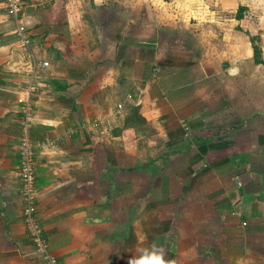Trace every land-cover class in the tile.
<instances>
[{"label":"crops","instance_id":"0c3cea01","mask_svg":"<svg viewBox=\"0 0 264 264\" xmlns=\"http://www.w3.org/2000/svg\"><path fill=\"white\" fill-rule=\"evenodd\" d=\"M22 1L25 48L0 0V264H44L18 174L28 81L38 217L62 264L146 251L264 264V69L251 40L264 0Z\"/></svg>","mask_w":264,"mask_h":264},{"label":"built area","instance_id":"2783aa9c","mask_svg":"<svg viewBox=\"0 0 264 264\" xmlns=\"http://www.w3.org/2000/svg\"><path fill=\"white\" fill-rule=\"evenodd\" d=\"M10 15L16 22V38L21 47H28L30 44V32L23 13L24 3L22 0H5ZM42 66H48V61H43ZM36 89L33 81H28L23 88L22 96L18 97L21 112L23 131L18 143L20 178V195L22 198V218L26 226L27 233L32 242L34 250L40 256L44 264H62L59 257L52 252L47 237L44 234L43 226L38 217L37 187H36V148L38 144L34 142L29 133L30 123L33 120V101L32 95ZM121 104H119V107ZM84 125L77 121L66 128L64 134L49 142L54 144L63 139L65 135L72 134Z\"/></svg>","mask_w":264,"mask_h":264},{"label":"rangeland","instance_id":"374dc122","mask_svg":"<svg viewBox=\"0 0 264 264\" xmlns=\"http://www.w3.org/2000/svg\"><path fill=\"white\" fill-rule=\"evenodd\" d=\"M224 22H226L227 24H222L221 25V29L220 31L218 30V33H220V37L223 38L224 35H231V33L229 32V28H230V25H228V23L230 22V20L228 19H225L223 20ZM223 23V22H222ZM264 32V26H263V29L261 30ZM227 36V37H228ZM253 42L255 43V45L259 48L260 52H262L264 54V35L261 36V34H256L254 36V39H253ZM209 46V44L207 45ZM221 48H223L225 46V44H220ZM212 81V80H211ZM210 81V83H211ZM225 83V82H224ZM242 88V87H241ZM251 90V89H250ZM242 95V94H241ZM245 98L244 99H247V100H250V101H253V100H258L259 98L256 97V95L254 93H248V94H245L244 95ZM239 98V97H238ZM258 98V99H257ZM224 100H225V96H224Z\"/></svg>","mask_w":264,"mask_h":264},{"label":"clouds","instance_id":"9594fccd","mask_svg":"<svg viewBox=\"0 0 264 264\" xmlns=\"http://www.w3.org/2000/svg\"><path fill=\"white\" fill-rule=\"evenodd\" d=\"M129 264H175V262H166L159 251H152L142 255L139 258H134L129 261Z\"/></svg>","mask_w":264,"mask_h":264},{"label":"trees","instance_id":"16d2710c","mask_svg":"<svg viewBox=\"0 0 264 264\" xmlns=\"http://www.w3.org/2000/svg\"><path fill=\"white\" fill-rule=\"evenodd\" d=\"M238 16H240V15H238ZM253 39H254V36H251V40H252V42H253ZM253 47H254V51H255V55H254L255 60L258 61V62H262V60L260 59V50H259V48L254 44V42H253ZM256 54L258 55L257 57H256Z\"/></svg>","mask_w":264,"mask_h":264},{"label":"water","instance_id":"95a60500","mask_svg":"<svg viewBox=\"0 0 264 264\" xmlns=\"http://www.w3.org/2000/svg\"><path fill=\"white\" fill-rule=\"evenodd\" d=\"M252 49H253V55H254V47H253V45H252ZM223 65L226 66V65H229V63L226 61ZM258 65L261 66L264 69V60L262 62H259Z\"/></svg>","mask_w":264,"mask_h":264},{"label":"flooded vegetation","instance_id":"af4514ba","mask_svg":"<svg viewBox=\"0 0 264 264\" xmlns=\"http://www.w3.org/2000/svg\"><path fill=\"white\" fill-rule=\"evenodd\" d=\"M255 44V43H254ZM254 55H255V51H254ZM258 55L256 54V57ZM255 58V57H254ZM260 59L263 61L264 60V54L262 52H260ZM256 61V60H255ZM257 63H259L258 61H256Z\"/></svg>","mask_w":264,"mask_h":264},{"label":"bare ground","instance_id":"6f19581e","mask_svg":"<svg viewBox=\"0 0 264 264\" xmlns=\"http://www.w3.org/2000/svg\"><path fill=\"white\" fill-rule=\"evenodd\" d=\"M234 71H235V69H234Z\"/></svg>","mask_w":264,"mask_h":264}]
</instances>
